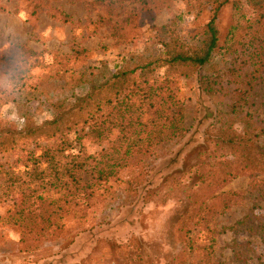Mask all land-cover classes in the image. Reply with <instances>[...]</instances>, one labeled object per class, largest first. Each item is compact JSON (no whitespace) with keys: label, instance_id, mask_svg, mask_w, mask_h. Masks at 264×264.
<instances>
[{"label":"trees","instance_id":"trees-1","mask_svg":"<svg viewBox=\"0 0 264 264\" xmlns=\"http://www.w3.org/2000/svg\"><path fill=\"white\" fill-rule=\"evenodd\" d=\"M101 1L110 8L126 0ZM129 1L137 5L113 21L116 35L137 27L144 14L154 15L179 0ZM181 1L198 22L194 31L182 26V14L175 16L157 26L143 51L115 66L88 62L89 50L76 49L29 86L24 82L28 71L18 61L36 52L18 44L20 52L6 58L5 66L17 78L14 90L20 88L30 102L43 99L53 113L37 122L30 111L22 112L21 130L5 128L0 119V196L20 198L0 223L19 228L18 251L68 241V223L85 228L95 204L137 195L147 169L169 156L193 127L190 120L199 118L198 105L191 113V98L177 80L196 73L201 97L217 105L197 163L175 178V191L185 189L190 199L173 226L180 245L175 264H192V254L195 264H218L215 221L239 195L222 189L246 173L254 178V188L264 186V0H234L223 42L218 17L230 0ZM20 3L32 15L42 9L40 1ZM207 9L210 18L201 24ZM62 17L71 21L67 13ZM4 92L0 88V95ZM18 97L12 92L8 100L21 106Z\"/></svg>","mask_w":264,"mask_h":264},{"label":"rangeland","instance_id":"rangeland-1","mask_svg":"<svg viewBox=\"0 0 264 264\" xmlns=\"http://www.w3.org/2000/svg\"><path fill=\"white\" fill-rule=\"evenodd\" d=\"M39 1L42 9L32 15L20 0H0V88L5 91L0 95V119L5 128L23 129L22 112L27 110L37 122L53 116L48 103H42L43 99L35 97L30 102L22 97L20 88L14 90L17 78L5 64L7 57L20 52L16 45L22 44L36 52L35 56L18 61L20 69L28 71L25 84L32 86L54 72L76 49L89 50L88 62L107 61L115 66L143 51L157 26L175 16L182 14V26L187 30L194 31L198 24H194L193 14L179 0L154 15L144 14L137 27L129 26L116 35L113 21L124 19L137 4L126 0L109 8L101 0H33ZM233 2L230 0L219 13L222 42L233 20ZM63 13L69 14L71 21H64ZM209 18L207 9L201 24ZM177 80L183 94L188 100L191 98L190 112L194 113L198 105L199 118L190 120L193 127L172 146L169 156L147 169L144 181L137 185L138 194L108 205L95 204L89 211L85 228H78L75 221H70L72 232L68 241L48 242L37 250L18 251L19 228L0 223V264H175L180 245L173 226L190 206L186 190L175 191V178L187 174L197 163L217 105L201 97L196 73L191 77L179 76ZM29 86H25L28 92L32 91ZM12 92L19 96L21 106L8 100ZM253 179L246 173L222 189L239 195L235 196L232 207L215 221L220 230L214 253L218 264H264V195L259 191L264 186L254 188ZM19 200V195L0 196V216ZM190 259L195 264L196 255L192 254Z\"/></svg>","mask_w":264,"mask_h":264}]
</instances>
